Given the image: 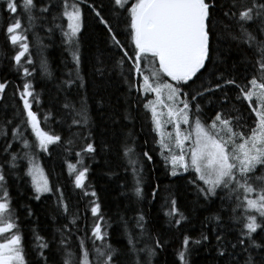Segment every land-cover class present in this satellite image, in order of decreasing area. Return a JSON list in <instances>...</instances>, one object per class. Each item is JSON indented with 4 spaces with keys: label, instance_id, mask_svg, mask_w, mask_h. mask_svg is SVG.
Returning <instances> with one entry per match:
<instances>
[{
    "label": "snow or ice",
    "instance_id": "snow-or-ice-1",
    "mask_svg": "<svg viewBox=\"0 0 264 264\" xmlns=\"http://www.w3.org/2000/svg\"><path fill=\"white\" fill-rule=\"evenodd\" d=\"M82 2L0 0V18L7 17L4 35L14 52L10 62L21 78L20 84L7 79L0 82V264H49L57 254L59 264H121V251L109 242V224L100 197L88 181L96 156L112 150L104 138L108 132L99 137L93 133L90 100L103 112L102 119L111 122L113 135L123 134V127L116 131V126L121 121L131 122L142 104L150 113V131L155 133L154 143L167 174L178 177L188 173L197 199L214 206L197 238L183 235L175 253L178 264H191L196 247L206 248L214 264H264V0H108L109 18L102 15L105 5L89 4L120 53L111 66L96 58L90 71L83 67L80 49ZM121 24L134 45L132 55L118 39ZM56 33L68 51L71 67L56 84L53 109L59 105L58 110H50L43 119L45 123L54 120L62 131L66 128L67 137L42 128L33 111V104L41 101L32 79L37 68L29 35L40 52L39 73L51 78L43 55L48 47L44 38L51 39ZM226 40L247 49L239 62L242 72L236 63L231 71H222L213 61L214 45ZM117 68L126 87L123 112L105 108L111 75ZM197 80L199 85L191 87ZM9 86L14 90L8 98L11 103L6 104ZM149 94L154 99H147ZM17 98L20 106L15 103ZM202 102L213 106L211 112H205ZM135 145L129 132L128 140L117 147L128 159L125 171L130 167L133 173L131 196L127 197L130 204L144 200V162H153L148 151L140 153L141 161ZM50 146L63 147L69 184L79 191L81 201H87L84 228L77 226L81 221L78 205L75 211L69 209L68 185H62L59 177L50 179L51 174L37 160L41 152L50 154ZM69 155L75 163L67 159ZM19 183L28 184L37 201L45 194L54 198L58 217L67 222L51 239L33 228L32 240L26 245L10 191L11 184ZM158 189L159 185L153 188V199ZM165 204L164 215L170 224L179 226L187 220L175 196ZM131 210L133 216L121 217L128 245L123 255L131 258L129 264H153L166 242L150 236L151 246L138 247L148 231V221L139 208ZM25 211L29 217L34 215L30 207L25 206Z\"/></svg>",
    "mask_w": 264,
    "mask_h": 264
},
{
    "label": "trees",
    "instance_id": "trees-1",
    "mask_svg": "<svg viewBox=\"0 0 264 264\" xmlns=\"http://www.w3.org/2000/svg\"><path fill=\"white\" fill-rule=\"evenodd\" d=\"M93 3L105 5V10L102 15L106 18L111 16L109 11L111 6L108 0H84L81 3L83 26L79 35L80 49L83 67L89 71L91 64L96 58L102 59L105 64L111 66L120 55L113 48L104 26L98 23L94 13L90 11L88 5ZM6 22L7 17L0 18V82L7 79L12 84H20L21 78L15 73L10 62V57L14 52L6 42L3 31ZM118 31L120 32L118 39L125 45V50L132 55L134 45L131 44L125 26L121 24ZM40 35L44 36V33L41 32ZM29 40L33 44L30 51L33 59L36 61L37 68V72L33 74L32 79L35 91L40 94L41 101L40 104H33V111L37 112L42 128L46 131H54L67 137L68 132L66 128L62 131L61 126L51 119L45 123L43 117L50 110L56 112L59 108V105H57L53 109V100L56 97V84L71 67L70 56L61 43L59 33H56L51 39L45 37L44 44L48 45V47L44 50L43 55L47 58L51 78L46 75H41L39 73L40 52L37 51L35 41L31 35H29ZM214 47L217 48V51L213 52L212 58L220 70L227 69L231 71L232 65L236 63L237 69L242 72V66L239 62L247 52L245 46L238 45L235 41L226 40L219 44V46L214 45ZM5 53H7L9 58H5ZM149 62H151V58H149ZM127 69L128 65L125 64L124 71L127 72ZM209 69H212L211 64H209ZM119 71L118 68L114 69L111 75L112 86L108 90V104L105 105V108L112 106L123 112L127 97L126 87L121 83L118 74ZM205 76H207V73H205ZM199 83L200 81L197 80L196 84L191 85V87H196ZM13 90L11 86L6 89L4 103H11V100L8 98L12 96ZM187 90L188 88H185V91ZM230 95H235V93L231 92ZM152 97V94H149L147 99L151 100ZM212 98L214 99L215 97ZM15 103L17 106H20L18 98ZM89 106L94 135L99 137L101 133L108 132V135L104 138L111 144L112 150L100 152L96 156L95 162H92L88 181L95 187L100 197L102 210L109 224L107 229L109 242L121 251V264H129V260L131 259L123 255L127 252L128 245L127 237L124 235L121 217L133 216L134 212L131 209L134 208L142 210L148 221V231L138 247H144L145 245L151 246L153 241L149 238L150 236L159 237L166 242V246L154 258L153 264H174V262L178 264V261H175V253L181 246L183 235L187 234L193 238H197L205 230L202 225L205 223V217H208L214 210V206L210 202L206 204L203 199H197L195 189L188 183L189 179H192L188 173H183L178 177H172L167 174V170L158 154L159 147L154 143L155 133L150 131V113L143 109L142 104L138 111L133 113L134 119L131 122L121 121L120 125L116 126V131H119L121 126L123 127V134L121 135H113L111 122L102 119L103 112L91 100L89 101ZM204 106L206 113L211 112L213 106L207 105L206 103H204ZM8 115L10 116L11 113L9 112ZM105 125H107V128H105ZM73 131H76V129H73ZM129 132L132 133V136L136 140L135 149L139 159L143 161L144 158L140 156V153L143 151H148L153 157L152 163L144 162L143 188L145 198L142 202L132 204H130L127 197L131 196L129 188L134 182L133 173L130 167L128 171H125V167L128 165V159L117 151L118 145L128 140ZM145 141H147V144H145ZM64 159L65 154L62 146H50V154L41 152L37 155L38 162L46 172L51 174L50 179L56 181V178L59 177V182L62 185H68L65 188V196L68 197L71 193V197L68 200L69 209L70 211H75L78 205L81 221L77 226L84 228V205L87 201H81L79 199V191L72 189L69 184L67 168L63 163ZM67 159L75 163L72 155H69ZM156 185H159V189L153 199L152 190ZM10 191L13 197V207L16 209L17 215L20 218V228L24 233L26 245L32 240L31 230L33 228L37 229L41 235L51 239L55 230L62 223L67 222L58 217L55 211L54 198H51L49 194H45L37 201L33 199L32 190L26 183L11 184ZM170 196H175L177 207L187 217V220L179 226L170 224V218L164 215V211L166 210L165 201ZM25 206L30 207L34 215L29 217L25 211ZM54 217L57 218L54 219ZM87 217V224L90 228L92 223L90 213L87 214ZM131 226L130 222L129 227L131 228ZM77 235H83V233H77ZM76 245L77 241L73 238L72 247L75 248ZM88 246L89 248L91 247L90 243ZM53 251H55V245H53ZM28 258L30 261L33 259L31 254H29ZM59 260V255H54L49 260V264H59ZM190 261L191 264H214L213 255L204 247H196L191 254Z\"/></svg>",
    "mask_w": 264,
    "mask_h": 264
},
{
    "label": "rangeland",
    "instance_id": "rangeland-1",
    "mask_svg": "<svg viewBox=\"0 0 264 264\" xmlns=\"http://www.w3.org/2000/svg\"><path fill=\"white\" fill-rule=\"evenodd\" d=\"M165 79H168V78H165ZM153 96V95H152ZM152 99H154V96L152 97ZM163 111V109H161ZM183 127V126H182ZM168 130L170 131L171 130V125L168 126Z\"/></svg>",
    "mask_w": 264,
    "mask_h": 264
}]
</instances>
